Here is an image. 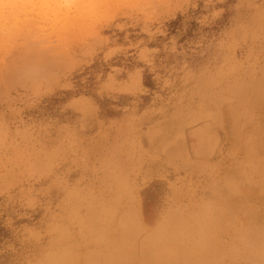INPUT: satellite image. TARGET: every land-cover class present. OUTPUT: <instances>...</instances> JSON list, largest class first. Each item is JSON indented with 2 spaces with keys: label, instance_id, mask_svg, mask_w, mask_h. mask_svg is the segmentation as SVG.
<instances>
[{
  "label": "rangeland",
  "instance_id": "374dc122",
  "mask_svg": "<svg viewBox=\"0 0 264 264\" xmlns=\"http://www.w3.org/2000/svg\"><path fill=\"white\" fill-rule=\"evenodd\" d=\"M250 60L264 68V0H0V264H31L117 194L162 223L174 181L158 150L184 152L196 183L199 93ZM141 151L159 163L143 181L125 173Z\"/></svg>",
  "mask_w": 264,
  "mask_h": 264
},
{
  "label": "bare ground",
  "instance_id": "6f19581e",
  "mask_svg": "<svg viewBox=\"0 0 264 264\" xmlns=\"http://www.w3.org/2000/svg\"><path fill=\"white\" fill-rule=\"evenodd\" d=\"M259 66L250 60L247 70L220 72L204 82L199 93L204 102L197 110L206 115L188 119L210 122L196 136L195 149L204 148L199 154L208 162L205 174L191 162L189 174L196 183L183 187L184 152L170 142L158 150L174 181V199L162 223L144 227L131 214L132 202L118 210L123 201L117 194L114 207L99 205L86 213V226L77 236L62 232L59 245L40 250L31 264H264V68ZM213 142L223 148L214 149ZM131 158L125 173L143 181L144 167L156 159L142 151ZM123 181L119 190L125 194ZM219 195L222 201H204ZM189 248L199 251L188 255Z\"/></svg>",
  "mask_w": 264,
  "mask_h": 264
}]
</instances>
